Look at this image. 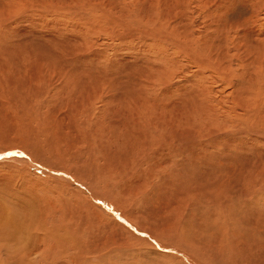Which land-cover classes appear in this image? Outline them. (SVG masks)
<instances>
[{
	"label": "bare ground",
	"instance_id": "1",
	"mask_svg": "<svg viewBox=\"0 0 264 264\" xmlns=\"http://www.w3.org/2000/svg\"><path fill=\"white\" fill-rule=\"evenodd\" d=\"M9 1L17 4L20 3L22 13L19 11L20 14L14 15L16 22L19 15L25 14L28 11L26 14L30 13V15L27 16L35 17L38 16L36 11L41 12V14L47 13L48 15L50 11L56 10H58L56 16H58L59 20L60 16H62L61 18L73 17L80 20L81 26H88V28L84 29L85 37L81 33L85 41L84 48L86 49H89L93 42L90 39L92 33L97 32L100 34V32H103L102 34L112 36L113 32L109 28L113 27L111 23L116 25L122 21V17L121 19L119 18L120 22L119 20L117 22L115 18L113 19L110 16V8H106V4L99 5L86 2L88 3L86 5L87 8L83 10L73 8L74 12L71 15L70 11L72 9L68 8L65 10L57 4H54L56 6H50V4L37 5L34 0V2L32 0ZM260 1L262 0H259L258 4ZM49 2L54 1L50 0ZM224 3L225 0H210V4H208L210 6H206L207 11L210 12L211 9L213 11H219L225 8ZM253 3H255L254 0ZM30 4L35 8V11ZM186 5L187 1L183 0V8H186ZM124 6L126 8L129 7V5ZM126 8L121 6L122 12L120 11V13L124 14L125 21L128 20L127 22L132 24L140 19L139 17L141 15L136 12L137 10L133 12L130 8ZM157 8L159 9V5ZM79 11L81 12V16L80 14H74L79 13ZM169 13H158L149 22L146 19L147 24H150L155 31L144 32L142 29L138 31L140 33V35H137L139 36L138 39L140 41L145 40V43L150 44L146 47L147 49L143 46L145 49L144 52L149 54H145L147 55L146 60L138 62L136 66L140 67L145 65L144 68L152 69L153 73H147L151 79L144 82L143 86L136 84L139 86L138 88H133L132 85L126 84V86L134 90L138 97H141V102L146 106L152 104L153 111L145 106L141 107L143 103L130 104L127 103L128 101H125V105H123L124 109L112 108L111 111V106L108 103L109 98L115 96V90L118 88L117 82L123 80L122 78L126 71L120 67L119 61L116 62L112 59L110 53H106L99 60H90L78 66L68 62L65 48L60 47L53 55L47 54L46 61L39 60L35 57L34 59H30V56L23 54V61L19 63L0 64V133H3L5 136L0 139V152L1 150H15V152H25L27 154L25 149L28 148L31 150L33 158V161L29 160L30 164L33 163L38 169L48 170L47 174L56 171H62L66 174L64 179L56 178V183H51L54 178L50 174L51 177L48 180L46 179L48 182H44L45 186L41 188L35 189L39 185H36V182H32V180H28L27 182L31 181L28 186L25 183L16 186L18 182H14L11 190L10 188L7 192L3 190L6 194L0 195V264H84L86 260H98L100 256L106 257L104 264H115L119 254L121 255V253L126 252L130 246H138L143 247L145 250H150L152 249V242L159 245V251L161 252L165 248L171 249L169 253L164 254L167 258H152L157 260L158 264H192L190 245H193L192 240L195 242L200 241L204 246L206 245L207 231H205L206 224L204 225L203 223L207 221L209 213H213V215H217L220 218L223 217V222L226 221L224 223L225 229L218 234L220 249H217V257L231 259L229 247L234 254L236 252L234 250L238 248V243L242 237L240 236L241 234H233L231 224L227 221L230 219L227 217L232 216L242 219V221L244 220L248 224L252 219L256 223L264 222V199L252 196V193L255 191L264 193V167L261 165V161H256L257 166L255 165V167L258 168L257 170H251L239 165V169L250 177L245 181L246 183H243V187L239 191L234 186L233 181H230L231 178L234 179L236 176L234 175L235 168L227 170V174H232L230 177L227 174H222L221 179L219 178L218 180V188L226 190L228 183L231 182V189L229 187V191H232V193L229 196L237 192L241 194V191H245V198L243 195L242 198L240 196L237 197V205H234L233 202L226 204V199L212 198V204L216 205L217 202L221 203V205L222 203L224 204L221 207L222 209L220 211L218 210L219 212L214 211L211 206L210 208L212 209L208 208L205 199L202 198L205 192L200 187L197 189V194L202 199L200 200V206L191 207L189 204V195L182 190L178 192V186H176L169 188L164 193L162 200L155 202L151 206H144L143 209L146 211L142 209V206H139L141 204L130 199L120 189L121 178L125 171L122 156L128 152L135 154L151 151L158 143L165 139H167L169 144H174L182 148L183 155L187 160L186 179L181 184L183 187L185 185L188 187V182H195V185H197L198 180L192 178L190 166L193 156H201L207 146L218 149V154L224 158L221 159L219 156H215L217 160H220L219 162H229L225 155L228 157V155L232 154L231 151L225 152V150H231L230 148L235 145L237 139L245 138L251 144L257 140L263 141L256 147L264 154V148H262L264 146V55L261 59L250 56L249 53L247 54L245 46L251 44L253 40H241V36L244 33H253L258 39L264 41V29L261 30L264 25V17L261 13L259 15L258 12H254L252 20L249 23L243 22V29L238 30L235 36L231 35L232 28H225L226 37L224 36L225 38H223L224 44L222 42L223 39L220 41L218 35L217 39L219 42L217 43L218 40H214L215 43L211 44L202 41L199 42V40L195 41V36L186 32L182 34L176 33L173 17H178V13L175 15L176 12H174L173 16ZM134 16L136 17L134 18ZM15 18L12 19L15 20ZM4 20L6 21V19ZM166 20L170 21L167 26ZM64 21L66 19H63ZM12 22L13 20L7 23L12 25ZM122 23L124 22H121V27L118 28L121 30V33L117 37L121 40H124L127 36L132 38L135 33H129L131 30L127 32L128 26H124ZM90 24H95V27L90 26ZM161 25L163 26V33L159 35ZM166 27L174 28L175 32L173 31V34L170 33V35L169 33L164 34L167 31L165 30ZM11 29L13 27L9 29L10 32ZM143 29L145 28L143 27ZM176 34L179 38L175 36ZM91 38H93V35ZM206 38L208 39V34ZM212 38L214 39V37ZM129 39L127 38L126 40ZM48 40L52 41L53 38ZM186 40H189L191 43L189 51L186 50ZM241 41L244 46L240 45L242 43ZM74 42L75 44L70 45L71 47L78 46L77 42ZM166 49H171V56L176 61H183L186 58L183 65L184 68L187 65L190 66L191 59L188 55L195 56L197 54V57L194 59L198 61V74L196 75L194 73L196 75L195 77L191 75L193 76L191 79L181 80L180 90L158 96L149 88V84L154 83L158 79L160 70L153 67L154 64L161 62L157 58V53L165 51ZM57 51H60V54H57ZM132 51L134 50L132 49ZM214 51L217 52L215 56H208L209 53H214ZM238 54H244L243 58L240 59ZM227 55L229 57L228 59H226ZM4 56H14V54L7 55L5 53ZM136 56L132 60L130 59V61L129 58H122L125 62L124 65L132 66L134 59H136V63L137 61H141V58H137ZM234 56L237 58V61ZM117 57L121 58V55ZM255 62L259 65H255ZM97 63L100 65H97ZM109 65L112 66L109 67ZM101 68L103 69L102 71ZM116 69L121 72H117ZM8 72L9 74L12 72L19 79L6 78L5 74ZM172 72H174V68ZM205 73L209 74L210 79L213 81L215 78H220L223 82L220 85L221 87H218L219 93L221 94L217 95L215 93V96L212 95L214 97L213 101L211 100L212 98L209 99L211 96L210 93H213V91H207L209 77L205 78ZM259 78L263 83H258ZM222 100L228 102L233 110H235V106L243 110H235V112L221 116ZM27 102L30 106L22 107ZM110 102L113 103L112 101ZM179 103L183 104V108L180 109L182 113L180 110L176 112L175 109V106ZM186 105H191L192 110L196 112V116H191L188 111H185ZM240 113L245 116L243 117ZM192 119L196 120L191 122ZM30 121L33 124L29 123ZM246 121H249L250 125L245 123ZM114 128L116 131L113 130ZM199 128L200 132H198ZM14 130L17 132L14 134L15 136L12 137V134H7ZM216 137L220 140L217 143H211L210 141ZM245 145L248 146L247 141ZM19 146H22L24 151H21ZM261 153L258 155H261ZM39 159L46 164L40 162ZM30 164L28 163V165ZM230 164L234 166L233 163ZM26 169L24 170L27 171ZM20 172L23 174L22 171ZM97 172L98 175H103L104 181H110L108 182L112 186L110 190L116 193L120 202L136 203L138 204L136 206H139L137 208L141 207L146 212L147 216L142 213L144 218H141L146 222V226L143 224L137 226L135 225L137 222L131 224L133 221L131 223L128 221L129 217L127 216H129V210L132 209H128V205L123 208L119 202L118 204L117 202H112L114 201L112 199L111 201L107 198L102 199L99 197L97 200H101L102 204L98 206L93 203L94 195L92 193L93 190L97 191L93 181L94 178L99 177L96 175ZM95 175L98 177H95ZM67 177H71L70 182L77 186L75 195L73 196L65 195L58 188V185L63 186L69 183ZM195 179H199V176ZM221 186L223 187L221 188ZM80 188L84 189V191ZM28 189L34 195L40 191L41 194L38 193L39 196L37 197H40L39 199L41 201L32 202L31 200V206L29 207L25 204L26 206L23 208V190ZM84 192L92 200L87 199L84 196ZM82 194L84 195L82 196ZM109 209L115 211V213H111L112 211L110 212ZM189 209H191L190 212L188 211ZM182 211L189 216L188 229L191 233V239L174 235L170 225L167 223L170 214L179 216ZM117 217L120 219H117ZM137 218L139 219V217ZM137 218L134 217V220ZM194 218H196L195 221ZM108 220L114 226L116 224L119 227L126 228L125 232L128 233V236H125V240H122V237L117 236V234L112 235L114 229L112 230L110 225H107ZM141 221L138 220L140 224ZM199 221H202V224H198ZM245 223L242 224L245 226L247 225ZM194 227L199 229L193 232ZM92 228H94L93 231L95 230V234H93L95 238L91 239L88 237L87 239L81 240V237L79 240L81 234L84 236V233L88 230L90 232ZM102 233H104L105 239L103 237L100 239ZM232 241L233 244L231 243ZM125 258L127 259V257ZM139 260L133 259V262H130V264H141ZM141 261L145 260L141 259Z\"/></svg>",
	"mask_w": 264,
	"mask_h": 264
},
{
	"label": "rangeland",
	"instance_id": "2",
	"mask_svg": "<svg viewBox=\"0 0 264 264\" xmlns=\"http://www.w3.org/2000/svg\"><path fill=\"white\" fill-rule=\"evenodd\" d=\"M49 1L50 0H48V4H46V5L50 4V6H56L54 4H57V5L61 6V7H63L65 10L68 9V8L72 9L70 11L71 15H73V12H74L73 8H80V9L83 10V9L87 8L86 5L88 3L99 4V5L100 4L101 5H105L106 4L105 5L106 8H108V9L110 8V16H112L113 19L115 18V20L117 22H118L119 18L121 19V17H122V21L121 22L125 23V24L124 23H122V24L124 26L125 25L128 26V28L124 27V28H127V32H129L131 30L129 33H132V34L135 33L132 36V38L127 36L124 40L119 39L117 37V35L121 33V30L118 29V28L121 27V22L119 20L120 24L118 23V24L115 25L114 23L113 24L111 23V25L113 27H109L112 30V32H113L112 36H110V35L108 36L106 34H102L103 32L102 33L100 32V34L97 33V32H94L95 34L92 33L93 38H91L92 35L90 37V39H92L93 42L90 41L92 43H91L90 48L88 46L89 49L106 50V49L113 48V50L107 51L106 53H110V55H112V59L115 60L116 62L119 61L120 67L122 69H124V71H126L125 75L122 78L123 80L117 82L118 83V88H116V90H115V93H116V94H114L115 98L114 97L109 98L108 103L111 106V111H112V108H114V109H117V108L124 109L123 105H125V101H128L127 103H130V104H139V103L142 104L143 103V102H141L142 101L141 97H138L135 94L134 90L131 89L130 87L126 86V84L127 85L128 84L132 85L133 88H138L139 86H137L136 84L143 86L144 82H146L147 80L151 79L148 76V74L150 72L153 73L152 69L147 68V67L144 68L145 65H142L140 67L136 66V65H138V62H143L144 60H146L145 58H147V55H149V54L144 52V50H145L144 48L148 47V44H150V43H148V44L145 43V40L144 41H140V39H138L139 36H137V35H140V33H138V31L141 30V29L144 30V32L155 31L150 26V24H147V22L151 21L156 16V14H158V13L168 14V12H170L171 15L173 16L174 12H176L175 15L178 13L177 14L178 17H176V16L173 17V22L175 24L174 26H175V29H176V33L178 32V33L182 34V33L186 32V33L191 34L192 36H195L194 37V38H196L195 41L199 40V42L202 41V42H207V43H211V44L215 43L214 40H218L217 39V35L220 37L219 38L220 41L223 38L226 37L225 36L226 35V32H225L226 29L225 28H227V29H229V28L231 29L232 28L231 29V35L235 36V34L238 33V30L243 29V27H244L243 22H248L249 23V21L252 20V18L254 17V12L255 13L258 12L259 15L261 13V15L264 17V0L260 1L259 4H258L259 0H254L255 3H253V0H247L246 3L242 4V6L239 9V11H237L235 5L227 6L228 5V0H225V3H224V7L225 8H223V9H221L219 11H213L211 9L210 12L207 11L208 9L206 7V6H210V5H208V4H210V0H207V1L206 0H202V1H200V0H186L187 1V5H186L187 7L186 8H183V0H130V1L129 0H94V1L93 0H85V1L84 0H52L54 2H49ZM55 1H56V3H55ZM131 1H132L133 5L131 4ZM138 1H139V3H138ZM208 1H209V3H208ZM10 2L11 1H9V0H0V17H1L0 18V23H5V22L7 23V22H9L11 20L15 21V23H13L11 25V27H13V29H11V34H12L11 43L9 45L5 46V48L4 47L0 48V56H1L0 57V64H2V63L14 64L16 62L19 63V62L23 61V54H26V55L30 56V59H34V57H35V58H38L39 60L46 61L45 60L46 57L48 55H51V54L53 55L54 53H56V50H58V48L64 47L66 49L67 47H71L70 45H74L75 44L74 41L72 42V41L66 39L67 37H69V36H81L82 37L81 33H83V35H84L85 34V30L84 29L88 28V26H85V27L81 26L80 25L81 21L78 20V19H75L73 17H69V18L63 17V18H61L62 16H60L59 17L60 20H59L58 16H56V13L58 12V10L50 11L48 13V15H47V13H44V14H46V15H44V14H41V12L36 11L38 13V16H35V17L27 16V15H30V13L26 14L29 11L28 12L25 11L26 13L25 14L23 13V14L19 15L18 16L19 18L16 16L17 17V22H16V18H15L14 15H18V14H20V12L22 13V9L20 7V3L17 4V3H12V2L10 3ZM86 2H88V3H86ZM129 2H130V4L132 6L129 4ZM157 2H158V4L156 5ZM205 2H207V3H205ZM138 4H139V6H138ZM124 5H129V7H127L128 9L130 8V10H133V12H135L137 10L136 12H138L141 15V17H139L140 19L139 18H138L139 20L137 19L138 21H135L134 23H132L133 25L131 23L127 22L128 20L125 21L124 19H126V18H124V16H123L124 14L120 13L121 6L126 8V6H124ZM158 5H159V9L157 8ZM30 6H31V4H30ZM32 9L35 11V8L32 7ZM180 10H181V12H180ZM111 11H112V13H111ZM74 14H80V16H81V12L80 11H79V13H74ZM45 16H47V17H45ZM233 16H242L243 20L242 21H238L236 19H233L232 18ZM135 17L136 16H134V18ZM12 18H15V20L12 19ZM4 19H6V21ZM63 19L64 20L66 19V21L63 22ZM146 19H148L147 22H146ZM137 22H140V23H137ZM135 23H137V24H135ZM169 23H170V21L166 20V26ZM90 26L95 27V24H93V25L90 24ZM142 26L146 29V31H145V29H143ZM187 26H189V27H187ZM93 27H92V29H93ZM171 28L172 27H166V29L164 28L165 30H167V31L164 32V34H166V33L167 34L169 33V35H170V33L173 34V31L175 29L174 28L171 29ZM162 29H163V26L161 25L160 29H159V35H161L163 33ZM263 29H264V25L262 26L261 30H263ZM108 31H110V30H108ZM207 34H208V39L206 38ZM175 36L177 38H179L177 34ZM84 37H85V35H84ZM212 37H214V39ZM50 38H53L52 41L54 43L52 41L48 40ZM127 38H130V39L126 40ZM204 38H206V39H204ZM219 40L217 41V43L219 42ZM241 40L242 41L253 40V42L251 44H247L245 46L246 49H247V54L249 53L250 56H252L254 58H257V59H261V57L264 55V41L258 39L256 37V35L253 34V33H244L241 36ZM90 42H88V43H90ZM143 42L146 45H144ZM222 42L224 44V39L222 40ZM67 44H68V46H67ZM185 44L187 45L186 50L189 51L190 47H191L190 41L186 40ZM240 45L244 46L243 42ZM143 46H144V48H143ZM129 47L130 48L133 47L132 49L135 52L132 51V49H130ZM115 48H117V49H115ZM134 48H136V49H134ZM4 51H6V52H4ZM131 52H132V54H131ZM5 53H7V55H10V54L13 55L14 54V56L5 57L4 56ZM134 53H136L137 56ZM57 54H60V51H57ZM145 54H147V55H145ZM216 54H217V52L214 51V53L213 52L209 53L208 56H215ZM120 55H121V58H118L117 56L120 57ZM122 55H123V57H122ZM176 55H178V54H176ZM240 55L238 54V57L240 59L243 58L244 54H240ZM114 56H116V57H114ZM127 56H129V57H127ZM135 56L137 58H141V61H137V63H136V59H134L135 63L133 62L132 66L131 65H128V66L124 65L125 62L122 60V58H124V57H126L127 59L129 58V61H130V59L132 60ZM188 56L191 59L190 66L187 65L184 68L183 65H184V61L186 60V58L183 61L177 60L178 62L176 61V65L174 67V72H172V73H174L173 75L176 74L175 75L176 78L179 79L180 81L183 80V79H187V78L191 79V77H193V76L195 77L198 74V72H197L198 71L197 70L198 61H196L194 59V58L197 57V54H195V56H190V55H188ZM228 58L229 57L227 55L226 59H228ZM234 58L237 61V58L235 56H234ZM149 61H151V60H149ZM97 65H100V64L97 63ZM255 65H259V64H257V62H255ZM255 65H254V67H255ZM143 69H146V70H143ZM9 72L5 74L6 78L8 77L9 79H14V80H18L19 79V77L14 76L12 74V72L10 74H9ZM117 72H121V71L117 70ZM194 73L196 75H194ZM207 73H208V71H207ZM207 73H205L206 74L205 78L209 77V80H208L209 83L207 84V87H208L207 91H211V90L213 91V93L212 92L210 93L211 96L209 98V99L212 98L211 100L213 101V98H214L213 96H215V93L217 95L221 94V93H219L218 87H221L220 85H222L223 82L221 81L220 78H215L214 81H213L212 79H210V75L207 74ZM141 75H143V76H141ZM191 75H193V76H191ZM256 78H258V77H256ZM132 83H134V84H132ZM258 83H263V81L260 80V78H259V82ZM208 89H210V90H208ZM116 97H117V99H116ZM110 101H112L113 103H111ZM221 104H223L222 108H221V111H220L221 112L220 113L221 116L225 115V114H229L231 112H235V110L236 111H242L243 110L242 108L237 107V106H235V110H233L232 106L229 105L228 102H224L223 100L221 101ZM24 106H30V105L27 102L26 104L24 103L22 107H24ZM144 106L147 107L149 110L153 111V105L152 104H150V106H146L143 103L141 105V107H144ZM182 108H183V104H180V103L175 106L176 112L178 110L182 109ZM185 111H188L189 115H191V116H196V112L192 110L191 105H186ZM157 112H159V110H157ZM180 112H181V110H180ZM113 113H115V112H113ZM240 115H242L243 117L245 116L242 113H240ZM195 120L196 119H192L191 122H194ZM29 123H31V121ZM245 123L250 125L249 121H246ZM31 124H33V123H31ZM113 130L116 131L115 128ZM10 132H8L7 134H9V135L12 134L11 135L12 137L15 136L14 134L17 133L16 130L12 131L11 133ZM198 132H200V128H199ZM1 135H0V139H1V137L2 138L5 137L3 135V133ZM219 140L220 139L216 137L215 139H212L210 142L211 143H217ZM236 141L237 142L235 143V145L232 148H230L231 150H225V152L231 151L232 155H228V157H227V155H225V157L228 159L229 162H226V161L219 162L220 160H217V158L215 156H219L221 159H224V158L222 156H220V154H218V152H217L218 149L213 148L211 146H207L204 149V151H203L201 156H196V155L193 156L192 164L190 166V170L192 172V178L194 180H198L197 185H195V182H188V187H190L193 190L192 192H187L185 190V187H183V185H179L178 186V192H180L181 190L186 192L189 195V199L194 194L197 196V199L195 201H192L190 199V203L189 204H190L191 207L200 206V200H202V199L199 198V196L197 194V189H199V187L205 192V194H204V196L202 198L205 199L206 205H208V208H210V206H211L214 209V211H218V210L220 211L222 209L221 207H223L224 204L222 203V205H221V203L217 202V204L216 203L215 204L218 205V206H216V205L212 204V202H213L212 198L226 199L227 200L226 204H228V203L230 204L231 202H233L234 205L238 204V200H237L238 198L237 197L240 196L242 198L244 196V198H245V195H244L245 191H243V192L241 191V194H239V192H237V193H234V195H230L229 196V194L232 193V191L231 192L229 191V187L231 189V182L233 181L234 186L239 191V189L241 187H243L242 186L243 183L245 181H247L248 178H250L249 176H247L245 173H243L239 169V165L242 166V167H245V168H249L251 170H257L258 168L255 167V165L257 166L256 161H258V162L261 161L260 163L264 167V162H262V161H264V154L261 153L256 147V146H258L260 144V142H263V141L257 140L253 144L249 143V141L247 139H245V138L244 139H240V140L237 139ZM246 141H247L248 146L245 145ZM20 148H21L20 149L21 151L24 149V148H22V146ZM262 148H264V146ZM3 151H6V150H3ZM7 151H9V150H7ZM10 151L11 152H15V150H10ZM25 151L27 152L26 155H28L30 157L28 160L26 159L27 162L25 161V159L23 161V158H20L18 156H17L18 158L9 157V158H6L4 160H0V193H3L4 191L7 192L9 188L11 190V186H12V184L14 182L15 183L18 182L16 186L22 185L24 183H25V185L28 186V185H30V182H31V181L27 182L28 180H32V182H36V185H39V186L35 187V189L41 188V187L45 186L44 182L45 183L48 182V181H46V179L48 180L51 177V175H50L51 173L47 174L48 170L44 171V170L38 169L37 166H34L33 163L30 164V161H33V158H32V155H31L32 154L31 150H29L27 148V149H25ZM1 152H2V150H1ZM259 153H261V155H258ZM254 156H256V157H254ZM258 157H260L261 160L258 159ZM44 158H45V156H44ZM39 161L42 162L40 159H39ZM254 161H255V163H254ZM28 163L30 165H28ZM42 163H44V162H42ZM230 163H233L235 167L232 166ZM44 164H46V163H44ZM55 165H57V164H55ZM228 166H230V168H228ZM20 168L21 169H23V168L26 169L27 168L26 169L27 171H25L23 169V171H22L23 174H21V172H20L21 169ZM29 168H30V170H29ZM232 168H235L234 175H236V176L234 177V179L231 178V180H230L231 182L228 183V185H227L228 187H227L226 190L222 188L223 186H221V188L223 190L219 189L218 188V185H219V183H218L219 181L218 180H219V178L222 177V174H224V175L227 174V170H231ZM3 172H6L7 174L3 173ZM1 173H2V177H1ZM24 174L25 175L29 174V176H27V175L25 176ZM47 175H50V176H47ZM96 175H98V172H97ZM96 175H95V177H98V176L99 177L98 178H94V181H93L94 185L97 188V191L93 190V193H92L94 195L93 203H95L94 200H97L98 197H99V198H102V199L103 198H107L108 200H111V199L114 200V201L111 200L112 202H117V203L119 202L120 205L123 208H124V206L127 207V205H128V207H129L128 209L132 208L131 210H129V216H127V217H129L128 221L130 223H131V221H133L131 224H133V223L135 224L137 222L139 224L138 225L136 223L135 225H137V226H140L142 224L146 226V222L144 221V219H141V218H144V215L147 216L146 212H145L146 210L143 209L144 206L139 205V206H142V209L145 210V211H143L141 209V207L137 208L139 206H136V205H138L136 203L131 204V203H128V202H125V201L120 202L118 200L119 198L116 195V193H113L110 190L111 187H112L111 183H108L110 181H108V180L104 181L105 179H104L103 175H101V174H99L98 176H96ZM227 175H229V177L232 176L231 173H229ZM198 176H199V179H195ZM100 178H102V179L100 180ZM5 182H7V183H5ZM99 182H100V184H99ZM104 187H105V189H104ZM21 190H22V188H21ZM81 190L84 191V189H81ZM221 190H222V192H221ZM5 192H4L3 195L6 194ZM38 193L41 194L40 191H38ZM38 193L35 194L36 195L35 196L33 194V192H31L29 189L28 190H23V197H24V200L22 201L23 208L26 205L30 207L31 204H32L30 202L31 200H32V202L33 201L34 202H36V201L38 202L40 200L39 199L40 197L39 198L37 197V196H39ZM109 193L112 196H110ZM84 194H82V196L84 195V196H86L87 199L92 200L91 197H87L88 194H86L85 192H84ZM235 195H237V196H235ZM95 196H96V198H95ZM252 196H254L256 198L264 199V193L260 192V191L253 192ZM229 197H230V199H229ZM250 204H248V205H250ZM218 207H220V208H218ZM25 208L27 209V207H25ZM136 208H137V210H136ZM212 208H210V209H212ZM111 211H110L111 213H113V212L115 213V211H113V210H111ZM142 213H144L143 216H142ZM130 214L131 215L134 214V216H132L133 218L131 217ZM138 215H140L141 217L138 216ZM134 217L135 218L139 217V219L137 218L136 219L137 221H136V220H134ZM227 218L230 219V220H227V221L230 222V224H231V229L233 230V234H239V235L241 234L240 236L242 237V239L238 243V248H236L234 250V252L236 251L238 254L236 252H235L236 255H235V253L233 254L231 252V248L229 247V254L231 256V259H222V258L217 257V252H218L217 249H220V243H219L218 234H219V232H222L225 229L224 223H226V221L223 222V217L220 218L217 215H213V213H209L207 221H204L203 224L204 225L206 224L205 231H207V235L205 234L206 235V239H207V243H206L205 247H212L213 250H214L215 256L217 258L216 260H214L212 262V264H233V263L234 264H242V263L243 264H259V263L260 264H264V244H263L264 243V240H263L264 239V231H263L264 230L263 229L264 228V222L256 223L252 219L251 222H249V224H248V223H245L244 220L242 221V219L234 218L232 216H228ZM195 219L196 218H194V221H195ZM224 219H225V217H224ZM138 220L139 221L142 220L141 224H140V222H138ZM200 223L202 224V221H199L198 224H200ZM242 223H245L247 225L244 226V224H242ZM112 224L113 223H111L108 220L107 225L108 226L110 225L112 230L114 229L112 231V232H114L112 235L117 234V236H119V237L121 236L122 237V240H125L126 239L125 236H128V233L125 232L126 228L119 227L116 224L114 226V224L113 225ZM244 228H246V229L244 230ZM257 228H258V231H257ZM93 229L94 228H92L90 230V232H89V230L87 231L88 232V236H87V232L84 233V236H83V234H81L80 238L78 237L79 240L81 239V237H82L81 240L87 239L88 237H90L91 239L95 238L93 236V234H95V230L93 231ZM122 229L123 230L125 229V230L123 231ZM198 229L199 228L194 227V231L193 232H196ZM251 229H253L254 231L251 230ZM108 232H109V230H108ZM115 232H117V233H115ZM250 232L252 233L251 235H250ZM89 233H91V234H89ZM117 236H115V237L118 238ZM101 237H103L105 239L104 233H102V235L100 236V239H101ZM246 237H247V239H246ZM103 238H102V240H103ZM192 243L196 244V242L193 241V240H192ZM231 243L233 244V241ZM231 243L229 242V244H231ZM249 249H251V250H249ZM255 250H256V252H255ZM261 251H263V252L261 253ZM125 257H127V256H125ZM125 257L123 258L119 254L118 260L116 261L115 264H130V262L131 263L133 262V259L130 260L129 257H127V259ZM223 261H225L226 263L223 262ZM139 262L141 264H146L147 263L146 261H141V259L139 260ZM159 263H161V262L159 261Z\"/></svg>",
	"mask_w": 264,
	"mask_h": 264
},
{
	"label": "snow or ice",
	"instance_id": "3",
	"mask_svg": "<svg viewBox=\"0 0 264 264\" xmlns=\"http://www.w3.org/2000/svg\"><path fill=\"white\" fill-rule=\"evenodd\" d=\"M247 0H228V5H235L237 11L241 8L243 3ZM37 5H46L48 0H35ZM233 19L242 21V16H233ZM12 23H15L13 21ZM246 27V25H245ZM11 28L10 23H0V48L9 45L12 41V34L9 31ZM66 39L70 41H76L77 47H67L65 53L68 57L69 63L76 65H82L87 61L99 60L106 55L107 51L111 49H86L84 48V39L80 36H69ZM157 58L160 63L154 64L153 67L159 69L158 79L149 84V88L158 96H163L173 91L181 89V81L172 74V69L176 65V60L171 56V49H166L157 53ZM112 65H109L111 67ZM103 69L101 68V71ZM21 157L23 159H29L25 152H0V160H4L9 157ZM124 163V175L122 176V182L120 189L133 201L141 204L142 206H151L155 202L162 200L164 193L169 188L179 186L184 183L186 179V165L182 148L174 144H169L167 139L158 143L153 150L138 153H125L122 156ZM23 171V169H21ZM53 180L51 183H56V178L64 179L65 173L62 171H56L51 173ZM69 183L63 186H59L60 191L65 195H75L76 185L71 183V177H67ZM187 192H192L190 187L185 185ZM3 195V193H0ZM187 198V197H186ZM192 201L197 199L194 194L191 198ZM96 205H101V200H95ZM111 211V209H109ZM189 212L191 209L188 210ZM117 219H120L117 217ZM189 216L185 212H181L179 216L170 214L167 223L170 225L174 235L181 236L185 239H191V233L188 229ZM126 223V222H124ZM143 235V233H141ZM198 245V246H197ZM192 264H212L216 260V256L212 247H205L202 242L197 241L196 244L190 245ZM171 249L165 248L163 252L159 251V245L152 242V249L145 250L143 247L130 246L126 252L121 253V256H127L130 259H143L148 264H158L157 258H167L165 253H169ZM106 257L100 256L98 260L89 259L84 264H104Z\"/></svg>",
	"mask_w": 264,
	"mask_h": 264
}]
</instances>
